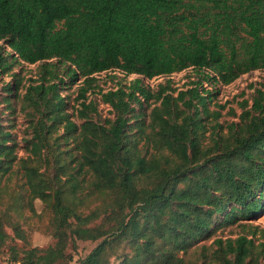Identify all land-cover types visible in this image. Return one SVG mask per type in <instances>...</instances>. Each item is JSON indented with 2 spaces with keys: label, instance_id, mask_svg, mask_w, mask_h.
<instances>
[{
  "label": "trees",
  "instance_id": "1",
  "mask_svg": "<svg viewBox=\"0 0 264 264\" xmlns=\"http://www.w3.org/2000/svg\"><path fill=\"white\" fill-rule=\"evenodd\" d=\"M0 41V80L11 77L0 89L1 256L264 264V90L224 125L204 86L264 69V0H0ZM23 63L36 73L15 71ZM189 67L185 89L142 82ZM109 70L142 78L103 92L96 75ZM76 83L73 99L62 94ZM95 91L112 118L93 119ZM13 99L22 147L3 119ZM36 200L51 213L46 247L24 226L40 218ZM79 241L96 244L75 260Z\"/></svg>",
  "mask_w": 264,
  "mask_h": 264
},
{
  "label": "rangeland",
  "instance_id": "2",
  "mask_svg": "<svg viewBox=\"0 0 264 264\" xmlns=\"http://www.w3.org/2000/svg\"><path fill=\"white\" fill-rule=\"evenodd\" d=\"M3 42L0 41V45ZM7 51V48H5ZM36 64H26L18 65L15 67V71H21L25 77L33 76L36 73ZM97 84L102 88V91L105 92L108 89H115L120 84L123 86H128L133 80L137 78H142L136 74L125 75L119 70H109L96 75ZM196 79V74L191 67L175 72L169 76H157L152 79L142 78V82L149 86L152 90H156L158 84H163L170 80V84L173 88L185 89L190 86L191 80ZM11 81L9 75H3L0 80V89L4 86L5 83ZM78 84L71 85L62 91V94H70L71 99L76 95V88ZM205 87L214 89L218 91L214 96V100L219 105H224V108L220 110L221 117L219 122L228 124L230 122H238L240 113L243 108H249L252 103V98L255 96V90L257 88L264 90V69L251 70L244 74H241L238 78L232 81L228 85H215L207 86V83L204 84ZM6 93L0 91V99ZM88 97L93 99L96 102V107L98 114H93L92 117L94 120H103L106 117L112 118L114 116L111 107L105 103H102L100 100V95L95 92H88ZM244 101H247L248 104L243 107ZM14 105V114L10 113V110H5L3 119L6 124L14 125L13 134L16 138V141L19 143V147L24 145L22 138L26 135V117L25 112L20 110L19 100L13 99ZM72 104L73 101L71 100ZM134 105V104H133ZM5 105H1V108H4ZM210 109H215L213 105L210 106ZM149 110V109H148ZM22 154V151H20ZM36 210L41 214L40 218L32 219L28 224H25V229L27 231L28 242L31 246L46 247L47 245L53 242V238L48 233V222L51 217V213L48 209L44 208V205L41 201H35ZM254 223L264 226V213L258 218ZM229 233V228H226L222 235ZM96 242L90 241H79L78 250L74 254V259L76 260L79 257L85 256L94 246ZM18 245H21V242H18ZM0 264H12L7 259L6 256L0 255ZM74 264V261H72Z\"/></svg>",
  "mask_w": 264,
  "mask_h": 264
},
{
  "label": "built area",
  "instance_id": "3",
  "mask_svg": "<svg viewBox=\"0 0 264 264\" xmlns=\"http://www.w3.org/2000/svg\"><path fill=\"white\" fill-rule=\"evenodd\" d=\"M12 264H16V263H12Z\"/></svg>",
  "mask_w": 264,
  "mask_h": 264
}]
</instances>
